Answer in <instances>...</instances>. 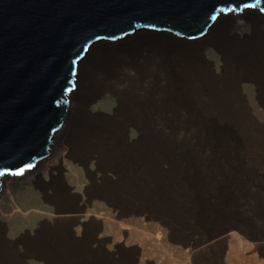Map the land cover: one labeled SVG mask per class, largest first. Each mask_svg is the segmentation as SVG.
<instances>
[{
	"label": "bare ground",
	"instance_id": "bare-ground-1",
	"mask_svg": "<svg viewBox=\"0 0 264 264\" xmlns=\"http://www.w3.org/2000/svg\"><path fill=\"white\" fill-rule=\"evenodd\" d=\"M255 5L219 13L199 38L140 27L90 48L50 155L22 176L0 180V264H26L31 256L63 264L61 245L44 243L48 230L64 231L62 251L75 254L90 249L77 245L75 227H83L84 238H119L150 207L171 227L188 230L241 213L239 198L254 196L264 177V12ZM107 94L115 100L110 113L99 109ZM69 158L99 181L80 194L62 180L49 193L46 177L62 172ZM29 187L52 209L36 215L34 235L13 241L9 228L25 217L17 197ZM254 209V220L264 223V202ZM105 219L109 229L102 231ZM243 232L230 225L213 239ZM247 237L253 247L264 244V237ZM213 239L202 247L212 250Z\"/></svg>",
	"mask_w": 264,
	"mask_h": 264
},
{
	"label": "water",
	"instance_id": "water-1",
	"mask_svg": "<svg viewBox=\"0 0 264 264\" xmlns=\"http://www.w3.org/2000/svg\"><path fill=\"white\" fill-rule=\"evenodd\" d=\"M257 0H0V180L50 155L90 48L147 28L199 38ZM264 12V0L257 5ZM1 189V183H0Z\"/></svg>",
	"mask_w": 264,
	"mask_h": 264
},
{
	"label": "rangeland",
	"instance_id": "rangeland-1",
	"mask_svg": "<svg viewBox=\"0 0 264 264\" xmlns=\"http://www.w3.org/2000/svg\"><path fill=\"white\" fill-rule=\"evenodd\" d=\"M113 106H115V100L108 94L99 103V109L105 113H110ZM255 115L257 118L263 119V116ZM78 164L79 162H74L69 158L66 159L62 172H58L56 169L52 170L46 177L48 192L50 193L51 188L54 186L59 187L62 180L68 187L80 194L84 193L83 190L92 188L94 179L98 182L100 174H91L89 170L83 169ZM89 167H93L92 163ZM160 189H162L161 184ZM253 189L252 194L254 196L251 195L247 198L242 195L239 198V203L243 207L239 215L224 218L218 223H211L198 230L173 228L169 225L168 220L163 218L162 214L164 213L161 209L154 208L156 211L154 212V209L150 207V209L143 210L140 223L126 225V235L119 238L111 236L105 239L99 234L91 236V238H84L83 227H75V235L80 239L78 241L76 239L77 245L83 246L87 243L90 249L75 254L67 249L62 251L63 245L67 242L64 231L53 234L48 230L44 237L46 239L44 243L48 245L47 248L54 244L55 246L57 244L61 245L58 254L60 259L63 260V264H264V244L258 246L259 248L253 247L247 237L248 234L251 237H264V223L254 220V216H252L256 212L254 203L264 202V177L257 181V186ZM44 201L39 189L35 187H29V191H24L17 197V203L22 209L21 214L25 217L15 220L10 226L8 236L12 237L11 240H17L20 235L26 232L34 235V231L39 228L36 215L42 212L43 215L49 216L47 214L48 210L44 209H52V206ZM100 213L105 214L106 212L101 210ZM248 216L253 218V221L248 220ZM103 218H105L104 215ZM48 221L50 225L55 224L51 219ZM101 221L103 223L102 231L109 229L107 220ZM230 225L242 229L243 234L240 233L236 238H227L225 241H220L221 243L213 239V236H216L221 229ZM236 232L240 231L236 230ZM209 239H213L211 242H214L212 250L202 247L205 246V241ZM17 247L21 249V245ZM200 249L203 251L202 253L196 252ZM53 252L57 253L56 251L51 253ZM50 260L44 262L31 256L25 258V263L53 264ZM14 261L13 259L12 262Z\"/></svg>",
	"mask_w": 264,
	"mask_h": 264
},
{
	"label": "snow or ice",
	"instance_id": "snow-or-ice-1",
	"mask_svg": "<svg viewBox=\"0 0 264 264\" xmlns=\"http://www.w3.org/2000/svg\"><path fill=\"white\" fill-rule=\"evenodd\" d=\"M259 3H260V0H257V4H259ZM244 7H256V5H245ZM262 10H264V9H262ZM213 19H216V17L214 16Z\"/></svg>",
	"mask_w": 264,
	"mask_h": 264
}]
</instances>
